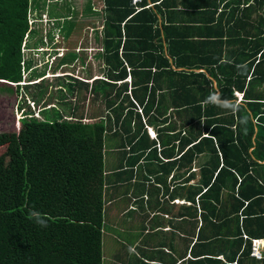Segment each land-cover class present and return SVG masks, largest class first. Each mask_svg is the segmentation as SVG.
I'll list each match as a JSON object with an SVG mask.
<instances>
[{"label":"trees","instance_id":"obj_1","mask_svg":"<svg viewBox=\"0 0 264 264\" xmlns=\"http://www.w3.org/2000/svg\"><path fill=\"white\" fill-rule=\"evenodd\" d=\"M173 1L103 0L94 8L88 0L82 15L98 18L102 26L94 29L97 70L88 67L84 77L64 71L49 85L45 71L33 69L23 49L38 51L45 43L55 61L62 48L59 67L71 66L80 57L77 48L87 42L80 22L69 15L79 13L72 8L55 13L52 5L59 0H0V81L7 82H0V92L22 98L32 93V104H40L38 113L23 110L18 132L0 136V147L6 148L0 155V264H102L104 146L110 133L121 138V148L129 147L127 162L157 161L166 175L175 167L179 175L187 166L192 180L194 163L200 162L201 181L189 185L187 197L190 232L198 229L199 217L202 225L217 222L235 238L224 239L234 250L221 264H264L251 259L252 239H264V96L258 91L264 83V0H181L202 21L183 28L158 21V13L178 6ZM46 5L51 8L38 19L53 26L44 37L30 21ZM189 29H202V36H192ZM37 35L30 47L28 41ZM56 36L62 38L58 43ZM50 87L57 89L51 93ZM213 90L230 101L238 99L236 91L243 93L239 110L205 103ZM83 92L100 105L98 113L80 116L72 102ZM55 94L57 104L50 103ZM175 109L185 116L179 128ZM148 127L156 129L157 139H149ZM134 151L143 154L133 158ZM132 176V171L120 174L118 180ZM225 190L236 195L234 212L222 209ZM33 210L47 227L29 218ZM204 240L198 237L192 254Z\"/></svg>","mask_w":264,"mask_h":264},{"label":"crops","instance_id":"obj_2","mask_svg":"<svg viewBox=\"0 0 264 264\" xmlns=\"http://www.w3.org/2000/svg\"><path fill=\"white\" fill-rule=\"evenodd\" d=\"M175 1L178 6L171 10H164L163 15L158 13V21L166 26H169V23H173V25L180 28L187 25L199 27V22H202L199 15L192 13L191 9L184 8L181 0ZM172 2L174 1L172 0ZM194 5L189 7H194ZM151 6L153 4L149 3L147 7ZM153 10L157 11L154 8ZM201 30L189 29L187 32L192 33V36H202L200 34ZM174 32L172 31V34ZM163 33L164 35L166 34V32ZM192 39L201 40L200 37ZM184 46L190 48L193 45ZM249 80L250 78L248 82ZM214 85L217 87L216 80ZM258 91L260 95L264 96V83L258 87ZM235 95H238L240 100L244 99V94L241 92L236 91ZM86 100L89 101L88 97ZM172 115L174 120L180 118V124L181 120L185 118L176 109L172 111ZM149 128V130L155 132V135L157 134L156 129L153 127ZM148 137L153 140V135ZM121 141V138L114 136L113 133L108 134L105 139V170L107 174L104 183L106 212L103 229L102 264H221V261L227 263L228 256H230L234 248L230 247L231 245H228L224 239H230V242H234L235 238L227 236L224 233L226 231L222 232L217 226V222H213L216 225H202L199 217L198 229L194 233L190 232L193 228L189 225L187 208L191 203L188 202L187 197L189 195V185L199 184L201 181L199 174L200 162L194 163L193 171L197 172V176L193 177L192 180L187 166L181 167L179 175L177 167L172 172L170 171L169 175H166L159 168L160 164L157 161L147 164L144 158H141L137 163H135V159L131 163L127 162L130 156L127 154L130 153L129 147L121 148ZM171 146L173 145L168 147ZM149 152L147 151V153ZM158 152V156H160L159 148ZM142 154V152L134 151L132 157L142 156ZM261 164H264V162ZM131 171L133 172L132 179L127 181L118 180L120 174H130ZM116 180H118L117 185L115 184ZM190 180L191 182L188 183ZM260 184L264 186L261 181ZM114 185L118 187V190L113 188ZM129 185L131 186L128 191L126 187ZM228 190L223 192L224 199L222 204H225V206L222 209L226 212L230 210L234 212L238 207V202L236 201V195L234 194L233 196ZM117 191V198L113 200L112 196ZM125 200H127V205L120 206ZM115 204L120 208V211L117 210V214H113V208L110 209ZM196 205L199 209L198 216H200L201 202L196 200ZM247 205L248 203L241 210H245ZM241 210L238 214H234L233 217L237 218L242 213ZM110 224L112 227H110ZM230 225L234 233L237 227V220ZM120 233L122 236H120ZM193 234L194 236L191 237ZM198 237L207 240H204L203 246L196 247V255H194L191 251ZM191 239L192 243L190 244ZM252 240L260 241L264 251V239ZM117 244H121L122 248L120 247L118 254L115 255L114 250ZM204 254L211 255L203 257ZM196 256L202 257L196 259ZM251 259L262 261L264 256L261 260L255 257ZM247 263L252 264L250 261Z\"/></svg>","mask_w":264,"mask_h":264},{"label":"rangeland","instance_id":"obj_3","mask_svg":"<svg viewBox=\"0 0 264 264\" xmlns=\"http://www.w3.org/2000/svg\"><path fill=\"white\" fill-rule=\"evenodd\" d=\"M88 0H59V2L57 4L52 5V9L54 11H56L55 13H68L72 10L77 11L79 14L77 15H73V14H69L71 15V18L76 21V23L78 24L79 22V29L81 30L80 32H82V35H85L87 37V42H83L79 48H77L76 52L79 53V58L76 59L74 61V63L71 66H68L66 68H62L61 66L59 67V65L61 64V60L59 56L63 57L64 55V49L60 48L58 49V54L56 55V57H58L55 61H54V57H51L50 53H52L51 51V47L47 48V44H41L38 46L40 47L38 52L36 49L33 50H28L27 48L23 49V52L25 53V59L28 60H32V67L33 69L37 70L38 72H43L45 71L46 73V77H48V79L46 80L45 83H49V85H55V83L57 82L56 79H53L55 76H57L58 74H66L63 73L64 71H69L72 72L75 76H82L84 77L83 71H85V69H87L89 66H91V68H94L95 70H97V67L99 65V61L94 59V55H93V59H92V54L96 53L95 51L98 49L99 44L95 42V31L94 29H98L101 30V22L99 21V19H93V16L89 15L87 13V15L83 16L82 13L84 12L85 9V5L87 3ZM93 2L94 8L99 7L101 8V6L103 5V0H91ZM56 3V2H52ZM51 7L46 5L45 10H41V11H37L34 12L33 14H31V19L34 20V22H32V26L31 28L34 29L35 27H39L40 29L43 30V34L44 37L45 35L48 33V31L50 30V27H52L53 25L51 23H49V25H45L42 23H39V15L41 14L44 15L47 13V10H49ZM63 15H68V14H63ZM68 15V16H69ZM46 16V15H45ZM38 19V20H37ZM63 20V19H62ZM87 20H91V21H87ZM41 31V30H40ZM38 37H34L31 38L28 41V44H30V47H34V43L37 42L39 40V35H37ZM62 38L57 37L55 39V43H58L59 41H61ZM46 43H48V39H45ZM25 45V42L23 44V46ZM45 47V48H44ZM98 51V50H97ZM47 53V54H45ZM45 63H48V66L45 67ZM57 74H56V73ZM55 73V74H53ZM70 74V73H68ZM95 74H97V72H95ZM26 74L24 76V80H28L25 79L26 78ZM50 76V77H49ZM33 88V87H31ZM30 88V89H31ZM57 88L54 87L52 89V87L49 88V92L53 93L55 92ZM27 90V89H25ZM32 93L29 95H24L22 98V94L21 95H17V94H10L8 92H0V136L4 135V134H9L12 132H18L20 127H21V122L20 119L22 118V112L23 110H27V111H31V110H35L38 113V109L40 108L39 105L40 104H32ZM85 96L88 97L87 93L83 92L82 97L78 100V102L76 103L75 101L72 102L73 106H78L79 109H81L79 111L80 116L81 115H85L87 113V115H90L92 113H97L100 110V105H96L93 104L92 102H89L85 99ZM57 95L55 94V96H53V98H51L49 100L50 103H54L57 104ZM82 99V100H81ZM48 100L46 99V102ZM29 103L31 105H29ZM43 103H41L42 105ZM46 105V104H45ZM53 105V104H52ZM27 106H30V108H27ZM23 108V109H21ZM37 115V114H36ZM174 123L176 125V127H179L180 125V118L177 120H174ZM150 133H152V131L150 130ZM149 135V134H148ZM152 135H154L152 133ZM151 136V135H150ZM151 138V137H150ZM6 151V148L4 147H0V155H2L4 152ZM114 181V178H113ZM131 185L126 187V190H130L129 187ZM114 189L118 190V187L116 185L113 186ZM123 191V190H122ZM106 192V191H105ZM118 195V191L112 196L113 200H116ZM127 205V200H125L120 206H126ZM114 209L113 210V214H117V210L120 211V208L115 204L114 207H110V209ZM109 209V210H110ZM110 227H112V225L110 224ZM119 235V232H118ZM120 236H122V234L120 233ZM120 247L122 248L121 244H117L114 250L115 255L118 254V250L120 249ZM130 252V250H129ZM131 255V252H130ZM261 260V259H260Z\"/></svg>","mask_w":264,"mask_h":264},{"label":"clouds","instance_id":"obj_4","mask_svg":"<svg viewBox=\"0 0 264 264\" xmlns=\"http://www.w3.org/2000/svg\"><path fill=\"white\" fill-rule=\"evenodd\" d=\"M139 2H141V1H139ZM136 4H134V5H136ZM39 23H41L40 20H39ZM128 80H129V82L131 81L130 78ZM236 96L238 98L237 100L230 101V100H227L226 98H223V94L219 90H213L212 92H210L209 96L206 98V100L204 102L205 103L214 104V105H216L218 107L231 109L232 111H238L239 107H240V104L242 103L243 100H240L238 95H236ZM139 112L141 113L142 110L139 109ZM147 129H148L149 136L152 135V133H153L154 134L153 135V139L154 140L157 139V134L155 135V132L150 133V130H149L150 128L149 127ZM29 218L30 219H33V218L36 219V222L38 224H40L41 227H47L46 221H44L41 218L40 214L37 213L36 211H34V210L31 211L29 213ZM254 254H257V255L259 254L258 249L256 248L255 245H254Z\"/></svg>","mask_w":264,"mask_h":264},{"label":"built area","instance_id":"obj_5","mask_svg":"<svg viewBox=\"0 0 264 264\" xmlns=\"http://www.w3.org/2000/svg\"><path fill=\"white\" fill-rule=\"evenodd\" d=\"M139 1H142V0H133V3L136 4ZM32 22H34V20L31 19V21H30V24L31 25L33 24ZM254 245L258 249V252H259L258 255L257 254H254ZM262 251H263V247H262L261 242L258 241V240H253L252 241V253H251L252 257L257 258L258 260L262 259L263 256H264V251L263 252Z\"/></svg>","mask_w":264,"mask_h":264},{"label":"water","instance_id":"obj_6","mask_svg":"<svg viewBox=\"0 0 264 264\" xmlns=\"http://www.w3.org/2000/svg\"><path fill=\"white\" fill-rule=\"evenodd\" d=\"M0 82H2V83H7V82H5V81H0ZM11 85H13V84H11ZM15 86V85H14Z\"/></svg>","mask_w":264,"mask_h":264}]
</instances>
